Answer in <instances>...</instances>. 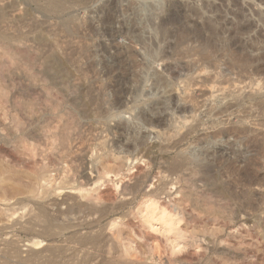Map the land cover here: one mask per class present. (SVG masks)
<instances>
[{
	"label": "rangeland",
	"instance_id": "374dc122",
	"mask_svg": "<svg viewBox=\"0 0 264 264\" xmlns=\"http://www.w3.org/2000/svg\"><path fill=\"white\" fill-rule=\"evenodd\" d=\"M127 63L139 90L120 110L106 90L90 109L109 112L81 117V98ZM140 111L165 118L152 129ZM118 121L138 126L139 148L114 138ZM207 139L224 158L217 182L201 184L182 159ZM232 150L240 160L224 162ZM0 155V264H264V0H0ZM104 162L116 175L101 181ZM123 181L142 183L123 195ZM65 183L114 191L115 206L71 208Z\"/></svg>",
	"mask_w": 264,
	"mask_h": 264
},
{
	"label": "bare ground",
	"instance_id": "6f19581e",
	"mask_svg": "<svg viewBox=\"0 0 264 264\" xmlns=\"http://www.w3.org/2000/svg\"><path fill=\"white\" fill-rule=\"evenodd\" d=\"M114 32V31H113ZM122 34V33H121ZM120 34V35H121ZM161 34L163 35V36H170V37H172V35H171V33L170 32H168V30H163V31H161ZM91 35V34H90ZM98 35V34H97ZM92 36V35H91ZM102 36V35H101ZM104 36L105 37H113V36H111V34H109V32L108 31H105L104 32ZM123 36V35H122ZM121 36V37H122ZM162 36V37H163ZM194 36V35H193ZM191 36V35H189V36H187L186 37V40L187 41H191L192 43L193 42H204V41H206L205 39H201V37L199 36V35H197V36ZM94 37V36H93ZM92 37V38H93ZM119 37V36H118ZM115 38V37H114ZM109 40V39H108ZM142 41V40H141ZM207 41H208V39H207ZM189 43V42H188ZM105 46V45H104ZM108 47V46H107ZM106 47V48H107ZM105 47H104V51L106 52V51H109L108 49H106ZM110 49V48H109ZM116 49V48H115ZM103 51V52H104ZM104 52V53H105ZM116 52V51H115ZM118 53V52H117ZM116 53V54H117ZM164 53V52H163ZM125 57L127 58V59H129V55L131 54H128V52H125ZM166 53H164V56L163 57H166L167 55H165ZM168 54V53H167ZM123 55V54H122ZM115 57H116V55H115ZM131 58V57H130ZM126 62L128 61V60H125ZM125 61H123V64H124V62ZM118 62V61H117ZM129 62H131V61H129ZM120 63H122V62H120ZM117 64V63H116ZM119 64V63H118ZM132 64V63H131ZM125 65V64H124ZM120 67V66H119ZM168 67V66H167ZM120 69H121V67H120ZM107 70V69H106ZM113 70H114V68L113 69H108L107 71H106V73H105V80H108V83L106 84L105 82H101V84L100 85H98L99 87V91H98V89H97V91L98 92H95V94H92V93H88L87 92V90H85V92H87V94H85V97L84 98H86V99H88L87 101H83L82 100V98H81V101H80V103H81V105H78V104H76V103H78V102H74V103H72V104H74V107H75V105H78V110L77 111H79L80 112V114L82 115L81 117H83L84 119L86 118H90L89 117V115H91L93 112H95V114H96V112H97V114H103V116H104V114H107L108 112H109V110H108V112H106V109L104 110V109H102L103 107H101L102 105H100L101 104V99H102V96H103V94H104V92H106V90H109V91H111V96H112V98H113V100H112V102H110V107H111V109H113V108H119V110H120V107H122L123 106V104H124V100L126 99V97L127 96H132V95H134L136 92H137V90H139L138 88H136L137 86H136V84H138L139 83V80H138V78H137V76L135 75V72L133 71V66H130V64H128L127 63V66H126V68L124 69V71H125V75H122V73L121 74H115V75H113ZM116 70V69H115ZM118 71H119V69H118ZM121 71V70H120ZM119 71V72H120ZM70 76V75H69ZM104 77V76H103ZM102 77V78H103ZM157 78H159V77H157ZM157 78H155L154 80H156ZM69 79H71V78H69ZM161 79V78H160ZM160 79H158V80H160ZM162 80V79H161ZM160 80V81H161ZM75 80L73 79V81H69L65 86H66V89H68L69 90V92H72L73 94H77L78 96H80V94H81V90H80V85L82 86V84H78L77 82V79H76V81L74 82ZM81 81V80H80ZM67 82V81H66ZM66 82H64V83H66ZM154 82V81H153ZM156 82H158V81H156ZM163 82V81H162ZM63 83V82H62ZM159 83H161V82H159ZM158 83V84H159ZM62 85V84H61ZM153 85V84H152ZM161 85V84H160ZM158 86V85H157ZM162 86V85H161ZM160 86V87H161ZM82 88V87H81ZM61 89V88H60ZM65 89V88H64ZM65 89V90H66ZM68 90H66V92L68 91ZM60 91V90H59ZM88 91H90V90H88ZM62 92V91H61ZM92 92V91H91ZM71 93V95H73ZM65 94H67V93H65ZM69 94V93H68ZM84 94H82V96H84ZM106 94V93H105ZM105 94H104V96H105ZM75 95H73V96H75ZM77 95H76V97H77ZM81 97V96H80ZM79 97V98H80ZM73 97H71V99H72ZM78 97H77V99H79ZM104 98V97H103ZM111 98V99H112ZM128 98V97H127ZM76 99V100H77ZM68 100V99H67ZM75 100V101H76ZM96 102H95V101ZM92 101H94L95 103H97V101L100 103L99 105L98 104H96L97 105V107H96V105H93L94 107H96V109L93 111V110H91L90 109V104L92 103ZM69 103V102H68ZM94 104V103H93ZM108 104V103H107ZM159 104V103H158ZM161 104H162V102H161ZM70 105V104H69ZM109 105V104H108ZM163 107H164V105H162ZM161 105H160V107H162ZM109 107V108H110ZM157 107V105L155 106V108ZM162 107V108H163ZM162 108H160L159 109V107H158V109L159 110H161L162 111ZM80 109V110H79ZM153 109V108H152ZM151 109V110H152ZM74 110V109H73ZM113 110H115V109H113ZM156 110L157 109H153V111H155L156 112ZM91 111H92V113H91ZM112 111V110H111ZM160 111V112H161ZM78 112V113H79ZM141 112V111H140ZM151 113H153V112H151ZM70 114V113H69ZM94 114V113H93ZM92 114V115H93ZM95 114L93 115V117L95 116ZM97 114H96V117H97ZM140 115L138 116V117H140V119L142 120V123H143V125H146L147 127H149V128H152V129H154L155 127H159V125H161V121H163L162 120V118L164 117H162L161 115H159L158 114V112H157V114L156 115H159V116H161V117H154V116H148V115H146V113L145 114H143L142 112L141 113H139ZM75 115V114H74ZM73 115V116H74ZM138 115V114H137ZM155 115V116H156ZM100 117H102L101 115H100ZM134 117V116H133ZM72 119H73V117H71ZM70 118V119H71ZM109 118V117H108ZM107 118V119H108ZM165 118V117H164ZM101 119V118H100ZM105 119H106V117H105ZM135 119H138V118H135ZM140 120V121H141ZM166 120V119H165ZM79 121V120H78ZM72 122H73V120H72ZM80 122H82V121H80ZM104 122V121H103ZM86 123V122H85ZM13 124V123H12ZM81 124V123H80ZM83 124V123H82ZM79 125V124H78ZM78 125H76V126H78ZM87 125V124H86ZM102 125V124H101ZM66 126H68V125H66ZM81 126V125H80ZM14 127V126H13ZM65 127V126H64ZM83 127V126H82ZM106 127H107V125H106ZM186 127V126H185ZM184 127V125L183 126H180V130L181 131H183V128H185ZM71 128V127H70ZM78 128V127H77ZM85 128V127H84ZM104 128V127H103ZM112 128H114V131H115V133H116V135H115V133H113L112 134V136H114V138L115 137H118L119 138V140H120V138L121 139H123V140H125L126 141V147L127 148H130V150H132V148L133 149H135V148H137L138 147V145L140 146V145H142V141H141V136H140V132H139V128H138V126L134 123V125H131V124H129L128 122H126V121H118L117 123H115V126L114 127H112ZM66 129V128H65ZM68 129V128H67ZM87 129V128H86ZM105 129V128H104ZM109 129V128H108ZM108 129L106 128V130H107V132H108ZM195 128L194 127H190V128H188V130H187V128H186V135H188L189 133H192V131L194 130ZM63 132V131H62ZM65 132V131H64ZM69 132H71V131H69ZM68 132V133H69ZM78 132H79V130H78ZM85 132V131H84ZM88 132V131H87ZM106 132V131H105ZM46 133V132H45ZM110 133V132H109ZM220 133V132H219ZM54 134H57V133H54ZM59 134V133H58ZM61 134V133H60ZM71 134V133H70ZM77 134V133H76ZM222 134H225V133H222ZM43 135V134H42ZM51 135V134H50ZM68 135V134H67ZM66 135V136H67ZM111 135V134H110ZM186 135L185 134H183L182 135V138L185 136L186 137ZM220 135V134H219ZM52 136H53V134H52ZM52 136H50L51 137V139L53 138ZM59 136H61V135H59ZM66 136L64 135V137L66 138ZM80 136V135H79ZM106 136H109V134L108 135H106ZM43 137V136H42ZM48 137V136H47ZM49 137V138H50ZM55 137V136H54ZM110 137V136H109ZM70 138V137H69ZM71 138H73V136H71ZM104 138H106V137H104ZM113 138V137H112ZM44 139H45V137H44ZM48 139V138H47ZM61 139H62V137H61ZM68 139V138H67ZM74 139V138H73ZM97 139V138H96ZM103 139V138H102ZM117 139V138H116ZM40 140V139H39ZM50 140V139H49ZM60 140V139H59ZM70 140V139H69ZM77 140V139H76ZM114 140V139H113ZM118 140V141H119ZM122 140V141H123ZM200 140V139H199ZM42 141V140H41ZM52 141H53V139H52ZM65 141V140H64ZM71 141V140H70ZM74 141V140H73ZM78 141V140H77ZM104 141V140H103ZM55 141H53V143H54ZM56 142H58V141H56ZM67 142V141H66ZM76 142V141H75ZM112 142V141H111ZM115 142V141H114ZM196 143L198 142V141H195ZM213 142H215L213 139H207V140H205L203 143H202V145H204V146H202L201 148H200V150H199V153L197 154V155H194V154H189L188 156H185L182 160L185 162V161H188V163L187 164H191V165H193L194 167H193V171L195 172V175H197V178H198V180L197 181H199V182H201V184H202V182H204V181H211V182H214V181H216L217 179H218V174L220 173H218L217 174V172H215V167H216V165L220 162V161H222V159L224 158V157H222L223 156V154H220V150H211L212 149V147H211V144H213ZM32 143V142H31ZM49 143H52L51 141L49 142ZM48 143V144H49ZM68 143V142H67ZM74 143V142H73ZM78 143V142H77ZM81 144H82V142H80ZM96 143V142H95ZM113 143V142H112ZM46 144H47V142H46ZM56 143H54V145H55ZM58 144V143H57ZM59 144H60V142H59ZM69 144V143H68ZM70 144H72V143H70ZM102 144V143H101ZM100 143H97V145L95 146V144H94V146L96 147V148H98V152H100V151H102L101 152V154L102 153H105L106 151H105V149L107 148V147H104L105 145H101ZM104 144H105V141H104ZM116 144V143H115ZM119 144V143H118ZM125 144V143H124ZM32 145H34V144H32ZM31 145V146H32ZM51 145V144H50ZM112 145H114V144H112ZM35 146V145H34ZM64 146V145H63ZM79 146V145H78ZM77 146V147H78ZM116 146V148H117V145H115ZM123 146V145H122ZM12 147V146H11ZM14 147V146H13ZM38 147V146H37ZM60 147V146H59ZM114 147V146H113ZM112 147V148H113ZM124 147H125V145H124ZM244 148L246 147V148H248L247 146H243ZM55 148V147H54ZM58 148V147H57ZM56 148V149H57ZM112 148H110V150L112 149ZM119 148V147H118ZM139 148V147H138ZM243 148V149H244ZM13 149V148H12ZM56 149H55V151H56ZM68 149V148H67ZM109 149V148H108ZM11 150V149H10ZM14 150H15V148H14ZM103 150L105 151V152H103ZM114 150V149H113ZM115 150H117V149H115ZM119 150V149H118ZM126 150V149H125ZM144 150V149H143ZM211 150V151H210ZM97 151V150H96ZM135 151V150H134ZM12 152H14V151H12ZM16 152V151H15ZM65 152V151H64ZM71 152H72V150H71ZM70 152V153H71ZM130 152V151H129ZM17 153H19V151L17 152ZM16 153V154H17ZM58 153H59V151H58ZM242 153V151H239V150H237V151H234V150H232L231 152H230V156H229V158L227 159V160H225L224 159V162L225 161H228L229 160V162L228 163H231V162H238L239 160H240V154ZM69 154V153H68ZM142 154H143V152H142ZM144 154H145V152H144ZM2 155V154H1ZM1 155H0V157H1ZM2 156H4V154L2 155ZM8 156V155H7ZM13 156V155H12ZM17 156V155H16ZM67 156V155H66ZM146 156V155H145ZM6 157V156H5ZM19 157H21V156H19ZM65 157V156H64ZM128 157V156H127ZM126 157V158H127ZM142 157V156H141ZM8 158V157H7ZM13 158V157H12ZM35 158V157H34ZM100 158H102V157H100ZM226 158V157H225ZM19 159V158H18ZM47 159V158H46ZM107 159V158H106ZM127 159H129V157L127 158ZM1 160V159H0ZM8 161H9V159H7ZM68 160V159H67ZM102 160V159H101ZM3 161V160H2ZM5 161V160H4ZM23 161V160H22ZM14 162V161H13ZM20 162H21V160H20ZM31 162V161H30ZM29 162V163H30ZM65 162V161H64ZM67 162V161H66ZM69 162V161H68ZM10 164H11V162H9ZM19 163V162H18ZM24 163V162H23ZM22 163V164H23ZM32 163V162H31ZM48 163H50V162H48ZM106 162H104V163H101L102 164V167H101V169H99L98 170V173H97V179L98 180H101V181H104V180H102L101 178H104L105 176L107 177V175L109 176V173H110V175H111V173H114V171H112L111 169H112V167L111 166H106V165H103V164H105ZM1 164V163H0ZM3 164V163H2ZM7 166H8V164H6ZM26 165V164H25ZM93 165V164H92ZM182 165H184V164H182ZM180 163L178 164V165H172V166H170V168H169V170H168V173L169 172H172V173H174L175 171H179V169L181 168L182 169V166ZM27 166V165H26ZM25 166V167H26ZM29 166V165H28ZM99 166H101V165H99ZM2 167V166H1ZM92 167V166H91ZM111 167V168H110ZM45 168V167H44ZM49 168V167H48ZM97 167H95L94 169H96ZM4 169V168H3ZM10 169H12L11 167H10ZM40 169V168H39ZM93 169V168H92ZM98 169V168H97ZM2 170V169H1ZM0 170V171H1ZM7 170H9L8 169V167H7ZM6 170V171H7ZM47 169H45V171H46ZM72 170V169H71ZM65 171V170H64ZM116 171V170H115ZM118 171V170H117ZM31 171H29V173H30ZM67 172V171H66ZM70 172V171H69ZM118 172H120V171H118ZM4 173V172H3ZM38 173V172H37ZM57 173V172H56ZM65 173V172H64ZM117 173V172H116ZM41 174V173H40ZM59 174V173H58ZM68 174V173H67ZM74 174V173H73ZM121 174V173H120ZM137 174V173H136ZM1 175H3V174H1ZM42 175V178H43V174H41ZM57 175V174H56ZM96 175V174H95ZM114 175H116L115 173H114ZM128 175V174H127ZM131 175V174H130ZM220 175V174H219ZM39 176V175H38ZM47 176V175H46ZM61 176V175H60ZM63 176V175H62ZM61 176V177H62ZM65 176V175H64ZM72 176V175H71ZM118 176H120V175H118ZM124 176V175H123ZM137 177H136V179L137 178H139L138 177V175H136ZM48 177V176H47ZM61 177H59V178H61ZM70 177V176H69ZM80 177V176H79ZM105 177V178H106ZM117 177V176H116ZM133 177V176H132ZM131 177V178H132ZM0 178H1V176H0ZM34 178V177H33ZM41 178V179H42ZM58 178V179H59ZM78 178V177H77ZM118 178V177H117ZM116 178V179H117ZM123 178V177H122ZM128 178V177H127ZM135 177H133V179H134ZM196 178V179H197ZM9 179V178H8ZM35 179V178H34ZM48 179V178H47ZM52 179V178H51ZM72 179V178H71ZM108 179V178H107ZM111 179H114V178H111ZM181 179V178H180ZM49 180V179H48ZM47 180V181H48ZM73 180V179H72ZM79 180V179H78ZM115 180V179H114ZM118 180V179H117ZM124 180V179H123ZM130 180V179H129ZM141 180V179H140ZM39 181V180H38ZM45 181V180H44ZM51 181V180H50ZM53 181V180H52ZM61 181V180H60ZM59 181V182H60ZM68 181V180H67ZM74 181V180H73ZM72 181V182H73ZM97 181V180H96ZM121 180H118V182H120ZM132 181V180H131ZM247 181V180H246ZM41 183H42V181H40ZM62 182V181H61ZM78 182V181H77ZM83 182V181H82ZM98 182H100V181H98ZM106 182V181H105ZM124 182H126V181H123L122 183H121V190H119V191H121V193H123V195L124 194H126V193H124V192H128V194H132L133 192H135V191H137L138 190V188H139V186H140V184L142 183V181H141V183H139L138 181L136 182L135 181V184H132V185H126ZM217 182V181H216ZM36 183V182H35ZM44 183V182H43ZM46 183V182H45ZM56 183V182H55ZM58 183V182H57ZM70 183V182H69ZM69 183H67L68 184V186H67V184H66V186H65V184H64V186H63V184H62V187L60 186V189H69V191L71 190V191H75L76 192V198L78 197V199H79V203L77 202V203H75V204H71V208L72 207H75L76 206V208H78V209H80V208H94V206L96 207V206H100V204L101 203H103V204H106V206L104 207V208H102L101 210V212H103V215H105V213L107 214V213H109L110 212V208L111 207H114L115 205V203H114V200L116 199H114L113 200V193H114V191H113V193L112 192H108V191H106V192H104V190H106V189H104L103 191H100L99 189L101 188H99V185H98V187L97 188H91V189H89L88 188V186H87V188H88V190L87 189H83L82 187H79V186H77V187H74V186H72L71 184H70V186H69ZM92 183V182H91ZM97 183V182H96ZM126 183H128V182H126ZM132 183V182H131ZM130 183V184H131ZM185 183V182H184ZM249 183V182H248ZM251 183V182H250ZM30 184H32V183H30ZM50 184H51V182H50ZM52 184H53V182H52ZM74 184V183H73ZM78 184V183H77ZM93 184H94V182H93ZM98 184V183H97ZM101 184H102V182H101ZM205 184V183H204ZM257 184V183H256ZM58 185H59V183H58ZM81 185V184H80ZM83 185V184H82ZM96 185V184H95ZM103 185H105V184H103ZM112 185V184H111ZM119 185V184H118ZM118 185H116V187L118 186ZM36 186V185H35ZM43 186V185H42ZM113 186V185H112ZM112 186H111V188H112ZM159 186V185H158ZM245 186V185H244ZM33 187H34V185H33ZM50 187V186H49ZM58 187V186H57ZM107 186H105L104 188H106ZM40 188H42V187H40ZM45 188H47V187H45ZM99 188V189H98ZM108 188V187H107ZM110 188V187H109ZM114 188V187H113ZM119 188V187H118ZM156 188H158L157 187V185H156ZM51 190H52V186H51ZM55 190H57V189H55ZM112 190V189H111ZM115 190V189H114ZM117 190V189H116ZM34 191V190H33ZM43 191V190H42ZM44 191H46V190H44ZM110 191V190H109ZM211 191V190H210ZM216 191V190H215ZM217 191L219 192H217V194H220L221 193V196L223 197V195H222V192H223V190H222V188H217ZM54 192V191H53ZM64 192V191H63ZM34 193V192H33ZM47 193V192H46ZM51 193V192H50ZM49 193V194H50ZM120 193V194H121ZM216 193V192H215ZM43 194V193H42ZM52 194V193H51ZM55 194V193H54ZM63 194V193H62ZM216 194V195H217ZM225 194H227V193H224V195ZM57 195V194H56ZM58 195H60V194H58ZM64 195V194H63ZM116 195V194H115ZM127 195V194H126ZM62 196V195H61ZM68 196H69V194H68ZM119 196V195H118ZM229 198H230V195L228 194L227 195ZM227 196H225V198L227 197ZM44 197H46V196H44ZM49 197H51V196H49ZM58 198H60V197H58ZM64 198H66V196L64 197ZM224 198V197H223ZM228 198V199H229ZM57 199V198H56ZM75 201H76V199H75ZM117 201V200H116ZM64 202V201H63ZM68 202V201H67ZM70 203V202H69ZM117 206V205H116ZM40 209V208H39ZM112 209V208H111ZM86 210V209H85ZM109 210V212H107ZM39 211V210H38ZM45 211V210H44ZM43 210H41V212L39 213L40 214V216L41 215H43V216H41L42 218L44 217V214H45V212H44ZM113 212V211H112ZM38 215V214H37ZM208 216V215H207ZM39 217V216H38ZM209 218V217H208ZM207 218V219H208ZM113 221V220H112ZM114 222V221H113ZM222 222V221H221ZM111 223V222H110ZM222 225H223V223H221ZM225 224H228V223H225ZM114 225H115V222H114ZM111 226H113V225H111ZM117 226V225H116ZM119 226V225H118ZM224 226V225H223ZM242 226H244V225H242ZM115 227V226H114ZM240 227V226H239ZM115 228H117V227H115ZM223 228V227H222ZM232 229V228H231ZM114 230V229H113ZM113 230H112V232H113ZM116 230V229H115ZM119 230V229H118ZM118 230H116L117 232H118ZM239 230V229H238ZM246 230V229H245ZM253 230V229H252ZM229 231H230V229H229ZM235 231V230H234ZM242 231V230H241ZM250 231H251V228H250ZM228 232V231H227ZM226 232V233H227ZM231 232V231H230ZM247 232V231H246ZM114 233V232H113ZM238 233V232H237ZM119 234H120V232H119ZM119 234L117 235V236H119ZM228 235V234H227ZM229 235H231V234H229ZM235 235V234H234ZM237 235V234H236ZM248 235V234H247ZM117 236H116V239H117ZM217 236V235H216ZM219 236V235H218ZM226 236V235H225ZM253 236V235H252ZM257 236V235H256ZM120 237V236H119ZM229 237H231V236H229ZM251 237V236H250ZM235 238V237H234ZM262 243H264V242H262ZM253 244V243H252ZM34 245H36V243H34ZM244 245V244H243ZM246 245V244H245ZM248 245V244H247ZM255 247V246H254ZM253 247V248H254ZM258 247V246H257ZM260 247V246H259ZM252 248V249H253ZM258 249V248H257ZM264 249V248H263ZM242 250V249H241ZM255 250V249H254ZM249 251V250H248ZM242 252V251H241ZM253 252V251H252ZM257 252V251H256ZM256 252H254L255 254H256ZM241 254H243L244 255V253H241ZM32 256V255H31ZM252 256V255H251ZM250 257V256H249ZM255 258V257H254ZM257 258V257H256ZM117 260V259H116ZM188 261V260H187ZM187 261H186V263H187ZM30 262V261H29ZM189 262V261H188ZM28 263V262H27ZM113 263V262H112ZM118 264V263H117Z\"/></svg>",
	"mask_w": 264,
	"mask_h": 264
}]
</instances>
